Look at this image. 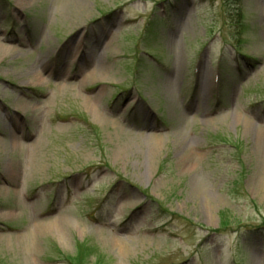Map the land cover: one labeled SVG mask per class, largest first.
Segmentation results:
<instances>
[{
	"label": "rangeland",
	"instance_id": "obj_1",
	"mask_svg": "<svg viewBox=\"0 0 264 264\" xmlns=\"http://www.w3.org/2000/svg\"><path fill=\"white\" fill-rule=\"evenodd\" d=\"M0 264H264V0H0Z\"/></svg>",
	"mask_w": 264,
	"mask_h": 264
},
{
	"label": "bare ground",
	"instance_id": "obj_2",
	"mask_svg": "<svg viewBox=\"0 0 264 264\" xmlns=\"http://www.w3.org/2000/svg\"><path fill=\"white\" fill-rule=\"evenodd\" d=\"M84 45H83V47L81 48L83 51H84ZM81 61H84V58H83V53H80L79 54V56H78V62H81ZM35 72V73H34ZM95 72V71H94ZM94 72H92V74H91V76H90V78H93L94 77ZM31 74H33V75H37V77L36 78H39L40 77V75H38L37 73H36V71L35 70H33V71H31L30 72ZM201 75V73L199 74V76ZM202 77V76H201ZM202 78H204V77H202ZM89 78H84V80L86 81V80H88ZM38 81V80H37ZM40 81V80H39ZM204 83V82H203ZM205 86H207L206 84H205ZM93 114L95 115V116H97V117H100V114H96V112H94L93 111ZM12 135H10V137H11ZM11 139H13V141H14V139H15V141L16 140H18L14 135H13V137H11ZM8 169V172H5L6 173V175H8L9 177H11V173H12V170H11V166L9 165V167L7 168ZM50 228H53V226H50ZM55 228V227H54Z\"/></svg>",
	"mask_w": 264,
	"mask_h": 264
}]
</instances>
